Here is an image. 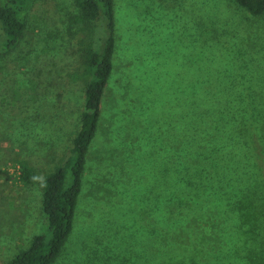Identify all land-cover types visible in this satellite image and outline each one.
<instances>
[{
    "label": "rangeland",
    "instance_id": "obj_1",
    "mask_svg": "<svg viewBox=\"0 0 264 264\" xmlns=\"http://www.w3.org/2000/svg\"><path fill=\"white\" fill-rule=\"evenodd\" d=\"M77 12L74 0H26L21 38L0 49V264L42 231L41 176L63 159L79 127L84 83L73 61L88 43L97 46V29L74 24ZM113 12L114 69L101 125L85 157L73 228L53 264H146L156 217L163 230L151 189L158 181L163 202L170 176L183 185L169 155H178L182 99L190 103L197 77L224 75L232 81L226 89L264 91V14L234 0H113ZM27 155L37 182L23 186L16 161ZM162 259L149 254V264Z\"/></svg>",
    "mask_w": 264,
    "mask_h": 264
},
{
    "label": "trees",
    "instance_id": "obj_2",
    "mask_svg": "<svg viewBox=\"0 0 264 264\" xmlns=\"http://www.w3.org/2000/svg\"><path fill=\"white\" fill-rule=\"evenodd\" d=\"M234 1L250 15L264 14V0ZM74 3L78 12L71 21L97 29L92 37L97 46L88 43L73 61L84 83L79 127L63 159L41 176L42 231L6 264H53L61 255L74 225L85 157L101 125L103 92L114 69L113 0ZM25 6L26 0H0V49L21 38ZM197 82L190 103L182 99L180 119L187 126L181 131L179 125L178 155H169V167L178 161L184 171L183 185L177 187L170 176L163 202L158 181L155 192L151 189L154 210L161 204L164 215L161 232L157 217L149 227L146 264L149 254L163 257L161 264H264V91L226 89L232 81L224 75L201 74ZM173 128L167 133L170 144L176 141ZM16 162L17 182L36 183L31 158Z\"/></svg>",
    "mask_w": 264,
    "mask_h": 264
}]
</instances>
